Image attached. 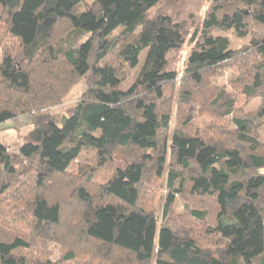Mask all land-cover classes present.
<instances>
[{"label":"trees","instance_id":"16d2710c","mask_svg":"<svg viewBox=\"0 0 264 264\" xmlns=\"http://www.w3.org/2000/svg\"><path fill=\"white\" fill-rule=\"evenodd\" d=\"M163 1L0 0V125L86 87L16 153L0 142V264H264V0H212L193 33L207 0L150 18Z\"/></svg>","mask_w":264,"mask_h":264},{"label":"rangeland","instance_id":"374dc122","mask_svg":"<svg viewBox=\"0 0 264 264\" xmlns=\"http://www.w3.org/2000/svg\"><path fill=\"white\" fill-rule=\"evenodd\" d=\"M173 1V0H171ZM174 1H180V0H174ZM95 2V0H85L86 6H92V4ZM170 0H165L158 6L154 7L149 11V17L154 18L159 14L160 10H162ZM212 0H207V2H204V5L202 6L201 10L197 11L194 16V28L192 29V33L195 30L200 29L202 27V23L204 19L206 18L207 11L209 10V7L211 5ZM199 30V31H200ZM123 31L122 28L117 29L114 33L111 34L110 39L116 38L121 32ZM221 35V34H216ZM222 36L227 37L230 40V46L233 51H239L245 48L249 42L251 41V37H247L245 39H239L236 37V35L233 32L229 33H222ZM191 37V36H190ZM188 37V39H190ZM2 46L0 45V62L2 60ZM194 45H191L188 41L184 47L183 52L180 54V57L177 60L176 63V70L178 73V78L183 75L184 69L186 67V64L191 56V52L193 50ZM232 63H226V65H230ZM123 68L128 69L127 65H122ZM231 66V65H230ZM137 70H133L132 74L133 76L136 74ZM236 77V68L233 70L226 69L225 70V77L223 79H219L217 81V84L220 88H226V90L229 93H232V88L229 86V81ZM178 79V80H179ZM180 83V82H179ZM131 84V82H129ZM85 81L81 80L78 84H76L71 92L66 96V98L63 100V102L51 109L42 111L40 113L32 114V116H21L14 120H10L2 125H0V142H3L8 147V151L10 153H16L20 145H22L26 141L27 135L33 130L35 126L36 121L45 122L49 118H54L57 121H60L63 117L68 116L70 114V111L73 107H75L79 102L80 99L85 91ZM260 106L259 101H250L246 107V113L251 112L253 110H256ZM176 110V109H175ZM174 110V111H175ZM193 125L196 130L200 131V133H203L204 130H206L207 127L210 125V121L207 118H198L194 120ZM175 127V124L173 123L172 128ZM87 158H84L83 160H86ZM166 179L165 177L163 180L158 183V186H156L155 193H151L149 199H151L154 209L157 211V213L161 211V208L163 207V202L165 200L166 195V185H165ZM176 208L179 212L182 211L183 205L177 200ZM59 249L55 251L54 258L57 259L59 257Z\"/></svg>","mask_w":264,"mask_h":264}]
</instances>
